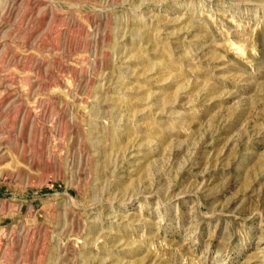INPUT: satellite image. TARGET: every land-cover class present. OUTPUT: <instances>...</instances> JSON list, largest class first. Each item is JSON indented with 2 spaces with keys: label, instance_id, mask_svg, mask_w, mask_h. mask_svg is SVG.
Returning <instances> with one entry per match:
<instances>
[{
  "label": "rangeland",
  "instance_id": "obj_1",
  "mask_svg": "<svg viewBox=\"0 0 264 264\" xmlns=\"http://www.w3.org/2000/svg\"><path fill=\"white\" fill-rule=\"evenodd\" d=\"M0 264H264V0H0Z\"/></svg>",
  "mask_w": 264,
  "mask_h": 264
}]
</instances>
